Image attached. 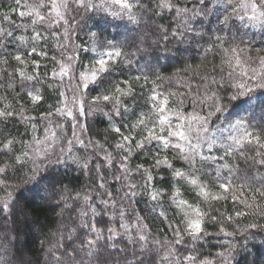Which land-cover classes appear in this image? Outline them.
Here are the masks:
<instances>
[{"label": "snow or ice", "instance_id": "6c2138e0", "mask_svg": "<svg viewBox=\"0 0 264 264\" xmlns=\"http://www.w3.org/2000/svg\"><path fill=\"white\" fill-rule=\"evenodd\" d=\"M14 4L0 13V21L13 25L0 26V89L11 93L10 102L0 94L2 226L8 216L27 219L29 212L17 198L19 185L9 183V171L27 169V184L51 169L75 166L89 183L80 189L61 185L57 192L53 180L62 205L57 215H74L71 226L61 224L54 233L45 264H233L242 246L238 235L246 242L264 234V117L254 124L245 114L253 101L264 111V0H25L27 10L18 15L30 22L20 24L10 13L21 0ZM98 13H104V25L97 22L80 41L82 24ZM165 17L167 24L160 22ZM41 25L46 32L38 30ZM128 25L137 32L133 52L126 50L127 38L103 34L108 28L128 31ZM20 28L31 35L16 36ZM17 41L9 51L8 43ZM50 41L59 53V59L49 58L59 69H52L51 81L47 64L32 58H48ZM172 41L195 43L197 62L186 59L168 75L157 55L155 65L145 64L147 72L124 74L134 57L150 55L149 49L168 53ZM48 89L55 102L40 112ZM137 89L141 95L147 89L142 105ZM96 117L107 119L102 139L89 122ZM145 198L141 214L135 205ZM249 216L242 229L234 227ZM213 237H223L219 250L205 255L203 246ZM0 264L13 262L0 257ZM15 264L33 261L21 256Z\"/></svg>", "mask_w": 264, "mask_h": 264}, {"label": "trees", "instance_id": "16d2710c", "mask_svg": "<svg viewBox=\"0 0 264 264\" xmlns=\"http://www.w3.org/2000/svg\"><path fill=\"white\" fill-rule=\"evenodd\" d=\"M25 0H21V6L17 9L16 12H11L10 15L15 24L20 23H28L30 22L27 19L22 20L18 13L19 11H26L27 9L23 7ZM27 3H34V0H27ZM10 6L15 7L14 0H0V13H7ZM75 15V14H74ZM104 13H98L95 16L94 20H88L84 22L82 25L83 31L79 32L78 35L80 37V41L86 39L85 33L87 31L96 30L95 25L97 22L101 26L104 25L103 22ZM79 20V16H77ZM161 23H169V18L165 17V19L160 21ZM0 26L5 28L13 27L12 24L7 22L0 21ZM135 26L128 25V31H125L123 28L117 30L115 28H108L104 35H107L108 38H116L118 40L123 41L127 38L128 44L126 45V50L129 52L135 51V49L131 46L134 42L137 32L134 31ZM38 30L41 32H46L47 26L41 25L38 27ZM256 31V30H253ZM14 34L16 36L20 35H31V29L25 31V29H14ZM151 39H155V37H151L149 39V43ZM77 41V42H80ZM258 42V37H257ZM31 43V42H29ZM201 43H203L201 41ZM19 44L17 41L15 44L9 42L8 50L14 51ZM40 45H43V41L40 42ZM21 47H27V45H21ZM168 47L171 49L170 52L165 53L162 50L152 51L149 49L150 55H145L141 58L139 55L133 58V63L131 65V71L127 67H124V74L127 75H136L138 74L137 70L143 68L145 72L148 69L145 66L146 63L156 64L155 57L159 55L161 57L160 63L158 67L160 70L168 75H171L177 68H182L184 61L186 59H193V62H197L194 58L198 56V49L195 43L192 44H177L175 41H172ZM41 50V47H38V52ZM71 51V49H69ZM26 55V54H25ZM52 55H56L59 59V53L56 52L55 49L51 48V41L49 42L48 49V58H41L37 54H33V59H40L41 64H47V71L49 72V80L51 81V71L54 67H57L50 61V57ZM167 57V58H165ZM87 60V57L85 58ZM219 62L218 59L216 61ZM15 65V62L13 61ZM22 67V66H21ZM11 72V68L7 69ZM44 70V69H42ZM57 67V71H58ZM28 72L32 71V66L30 65L27 69ZM0 82H5L2 77H0ZM66 83V82H65ZM17 91H20L19 84H17ZM48 98L45 103L41 104L38 108V111L43 112L48 109L49 104H53L55 102V95L51 94V89L47 90ZM0 94H7L9 97V101H11V93H6L4 89H0ZM23 96L24 94L21 93ZM143 95H147V89L144 90ZM143 95H141L140 89H137V97L136 101L138 104H143ZM6 102V103H7ZM126 103L131 104L132 101L126 100ZM30 104V102H28ZM3 106V105H0ZM19 107V104L16 105ZM252 114L254 124L261 123V118L264 117V111L261 110L260 104L256 101H253V107L248 109V113ZM30 115H36L35 112H29ZM92 123L93 130L98 132L99 135L97 139H102L104 134V129L107 127V119L104 117H96L94 120H90ZM19 131L21 133L24 132V128L22 125L18 126ZM41 132L38 133L42 135ZM8 129L13 133L16 131V128L13 127L12 123L8 124ZM25 139H29V136H25ZM62 146V145H61ZM79 147V146H78ZM59 148L57 147V151ZM19 151V147L17 148ZM77 151L83 155V151L80 148H77ZM3 163V158H0V164ZM241 167L243 168V162L241 161ZM179 166V165H178ZM27 169H24L17 173H12L9 171V183L12 185H19L16 189L17 198L20 200L21 204L26 206L29 209L27 219L22 214H17L15 216L7 217L8 228L2 226L3 218H0V257L8 259L12 262H17L23 256L24 259H30L33 261V264H45L46 253L49 244L55 242L54 233H56L57 229L61 226V224L66 227L71 226V221L69 220V216L74 215V213L65 212L64 216H58L57 213L60 212V207L57 206V202L59 201V195L53 194L52 183L53 180L57 181L56 190L59 191L61 185H69L74 189H80L82 186H85L89 183V177L86 174H82L80 171L76 170L75 166L70 168H65L64 166H60L58 168H54L49 170L48 172L42 173L41 177H38L36 181L30 183H23L24 180L27 179V176L24 175V172ZM29 175L31 173H28ZM227 174L226 172L224 173ZM214 176V173H213ZM4 193L0 192V196H3ZM185 195L190 199H194V193L187 191ZM231 206V201H229V207ZM137 211H141V214H144L147 211V202L146 198L141 199L140 202L135 205ZM131 209H129V213ZM171 215V212H169ZM252 217L249 216L247 219H242L237 229H242L249 221H251ZM149 220H153L152 216H149ZM264 223V220L260 221ZM6 224V225H7ZM155 225L160 226L164 231L168 233V238H171V232L168 231L164 225L160 224L159 220L154 221ZM232 228H229V231H232ZM209 231H215V228H209ZM3 236V237H2ZM19 237L17 240L16 237ZM2 237V238H1ZM219 239H223V237H213L210 243L204 244L203 252L205 255L208 254L209 251L215 253L219 250V245L217 241ZM41 241H45V244L42 245ZM235 242L241 243L242 246L238 248L237 253L235 255V260L233 264H264V234L257 233L255 236L248 239L246 242L241 241L240 236L238 235L235 238ZM5 245H15V247H8L7 251H5ZM216 245V247H213ZM23 249L22 254L17 252V248ZM114 255L117 250H111ZM163 252L161 253V255Z\"/></svg>", "mask_w": 264, "mask_h": 264}, {"label": "rangeland", "instance_id": "374dc122", "mask_svg": "<svg viewBox=\"0 0 264 264\" xmlns=\"http://www.w3.org/2000/svg\"><path fill=\"white\" fill-rule=\"evenodd\" d=\"M85 26V25H84ZM83 25H82V27H84ZM65 82H66V84H70L71 82L68 80V78L66 77L65 78ZM68 95H69V97L71 96V92L69 91L68 93H67ZM79 145H77L76 146V148H80V146L78 147ZM91 151V149H89V152ZM6 228H8V224L5 226ZM3 237V236H2ZM1 237V238H2ZM115 250V249H114ZM117 258H119V257H117ZM129 259H131V257H129ZM13 264H15V261L13 262Z\"/></svg>", "mask_w": 264, "mask_h": 264}]
</instances>
